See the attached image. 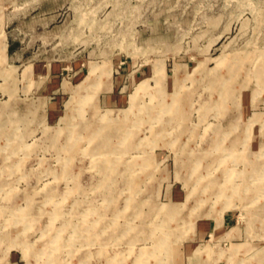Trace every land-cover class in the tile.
Returning a JSON list of instances; mask_svg holds the SVG:
<instances>
[{"label":"rangeland","instance_id":"obj_1","mask_svg":"<svg viewBox=\"0 0 264 264\" xmlns=\"http://www.w3.org/2000/svg\"><path fill=\"white\" fill-rule=\"evenodd\" d=\"M123 263L264 264V0H0V264Z\"/></svg>","mask_w":264,"mask_h":264},{"label":"bare ground","instance_id":"obj_2","mask_svg":"<svg viewBox=\"0 0 264 264\" xmlns=\"http://www.w3.org/2000/svg\"><path fill=\"white\" fill-rule=\"evenodd\" d=\"M149 88V86H148V84H147V82L146 81H143L142 83H140V85L137 87V89H136V91H135V93L133 94V96H132V101L133 100H137L136 98H138V95H140V94H142V93H144L147 89ZM228 92H229V90H228ZM76 96V95H75ZM222 96L223 97H226V94H225V92L223 91V93H222ZM87 99H89L88 97H86ZM90 100V99H89ZM93 100V99H92ZM88 101V100H87ZM74 102V100L72 99V100H70V102H69V104H71V106L69 105V107L71 108V111L74 109V107H75V104L73 103ZM135 104L134 103H132V105L130 106L131 108H130V110L132 109V107L134 106ZM149 108H144V110H142V111H145V110H148ZM172 109H174V108H172ZM129 111V110H128ZM128 111H125L122 115H120V114H117V115H115V116H112L110 113H105V114H103L102 116H101V118H105L106 119V121H103L102 122V124L100 123V125L99 126H97V129L96 130H93L92 132L91 131H89L88 133H87V136L89 137V139L90 140H92L93 138H94V136L96 135V134H101V137H103V136H106V137H109V134L112 132V130H109L110 129V127L111 128H113V126H111V125H114V128H116L117 129V127L115 126V124H117V123H115V122H113L114 120H119L121 117H123L125 114H127V112ZM67 117H69V116H67ZM68 121H70V120H74V118H66ZM79 121H81V120H79ZM77 126H81L82 125V122H77V124H76ZM119 125V124H118ZM81 128V127H80ZM89 128H91L90 126H87V128L86 129H84V130H86L87 131V129H89ZM109 128V129H108ZM103 129H105V130H103ZM107 129V130H106ZM83 130V131H84ZM83 131H78V132H80L81 134H82V132ZM78 132H76L75 134H77ZM73 135V134H72ZM97 136V135H96ZM72 138V137H71ZM69 140V139H68ZM104 140V142L107 144V145H109V141H107L106 139H100V141H98L95 145V147L97 148V150L98 149H100V150H102L104 147H102V145L101 144H103L102 143V141ZM107 141V142H106ZM104 149H107V148H104ZM69 160H70V158L68 159V161L67 162H69ZM103 165H104V172H105V178L107 179L108 177H110V175L111 174H113V172L115 171V169H116V167H118V162H116V161H113V160H106V161H104V163H103ZM64 169L66 170L67 168H68V163H65L64 164ZM136 181V180H135ZM30 197V196H29ZM35 198V197H34ZM129 212V211H128ZM76 213V212H75ZM28 215V212L26 213V212H24V214H23V216H22V219L24 218V217H26ZM82 227V226H81ZM235 229V227H232L229 231H228V233L227 234H231L232 233V231ZM117 232V231H116ZM135 235V234H134ZM57 236L54 238V237H52L51 238V241L53 240V241H55V240H57ZM130 238V237H129ZM59 239V238H58ZM105 253V252H104ZM25 255H26V253H25ZM124 264V263H123Z\"/></svg>","mask_w":264,"mask_h":264},{"label":"crops","instance_id":"obj_3","mask_svg":"<svg viewBox=\"0 0 264 264\" xmlns=\"http://www.w3.org/2000/svg\"><path fill=\"white\" fill-rule=\"evenodd\" d=\"M223 223L225 224L226 227H228V226L231 225V227H230L229 229H231L232 227H235V225H234V221H233V218L230 217L228 214H226V215L224 216V218H223ZM233 231H234L233 233H235V235H236V234H237L236 227H235V229H234ZM226 232H227V231H224V234H226ZM240 243H241V242H240ZM243 245H246V243H244Z\"/></svg>","mask_w":264,"mask_h":264}]
</instances>
